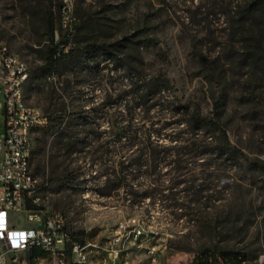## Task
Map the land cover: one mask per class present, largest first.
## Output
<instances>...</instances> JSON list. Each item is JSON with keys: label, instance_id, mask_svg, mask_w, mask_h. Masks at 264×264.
<instances>
[{"label": "rangeland", "instance_id": "374dc122", "mask_svg": "<svg viewBox=\"0 0 264 264\" xmlns=\"http://www.w3.org/2000/svg\"><path fill=\"white\" fill-rule=\"evenodd\" d=\"M62 4L0 0V42L28 65L26 101L48 120L32 135L38 206L97 245L86 264H112L103 248L114 238L116 264H190L223 252L257 264L264 9L245 21L242 0H73L64 28ZM64 41L68 56L43 72L48 49ZM149 79L174 101V116L144 98ZM200 117L217 123L200 127ZM148 127L159 128L149 139ZM223 131L238 161L217 147ZM44 254L31 250L32 263Z\"/></svg>", "mask_w": 264, "mask_h": 264}, {"label": "built area", "instance_id": "2783aa9c", "mask_svg": "<svg viewBox=\"0 0 264 264\" xmlns=\"http://www.w3.org/2000/svg\"><path fill=\"white\" fill-rule=\"evenodd\" d=\"M72 6L73 0H63L64 28H71ZM28 77L26 62L0 42V264H33L30 251L34 248L46 254L36 264H86L88 249L97 245L75 239L64 214L37 204L39 180L31 169L32 135L48 120L26 101ZM14 212L24 216L19 225L12 217ZM140 233L137 229L136 236ZM118 239L103 248L112 264L122 250ZM257 264H264V255Z\"/></svg>", "mask_w": 264, "mask_h": 264}, {"label": "trees", "instance_id": "16d2710c", "mask_svg": "<svg viewBox=\"0 0 264 264\" xmlns=\"http://www.w3.org/2000/svg\"><path fill=\"white\" fill-rule=\"evenodd\" d=\"M243 2V11L245 15L244 20H248L247 18H249L250 16L253 17L254 14L259 10V9H264V0H242ZM250 17V18H251ZM49 33L51 35V39L52 41L54 40V24L52 23V21L49 23V27H48ZM66 45V42H62V43H58V42H54V44L51 46V48L48 49V53L45 57V63L42 66L41 70L43 72H50L55 65L57 64L58 61L64 59L66 56H68L71 48L70 45L67 47V50H64V46ZM260 53H264V48H260ZM105 53V52H102ZM148 93L147 97L146 94L144 96V98H149L152 103L151 106L157 105L159 107V109L161 111H166L167 113H169L172 116H174L175 113V108H173L174 101L170 100L169 98H165L161 95L156 96V92L160 93L162 90L159 87V84L157 83L156 80L153 79H149L148 80ZM150 96V97H148ZM175 107V106H174ZM180 120L175 121V123H178ZM199 122L201 123V126H214L215 123L214 120L212 118H201L199 119ZM38 130V129H37ZM159 130V128H147L145 131V134L147 136V138L149 139L152 135L153 132H157ZM134 131L136 132H140V130L134 128ZM207 137H211V134L208 132L206 133ZM217 147L224 153H228L229 158H232L236 161L239 160V157L241 155V150L238 149L237 147H235L234 145H232L228 139L227 136L225 134V132L223 131V136L222 139L218 141ZM157 161H155L154 164H156ZM123 164V163H122ZM141 163L139 161L134 160L133 162L129 161L127 162V164H125V166L127 167H131L132 169L135 168L137 165H140ZM134 166V167H133ZM72 236L77 239L78 241L82 242V239L77 238L74 234H72ZM230 252H223L222 254H217V253H210V254H201L200 256H198L195 260H193L190 264H219V259H221L222 261H228V264H242V258L238 257L237 253H233L232 257L229 256ZM46 254H44L45 256ZM68 264H78V263H68Z\"/></svg>", "mask_w": 264, "mask_h": 264}]
</instances>
